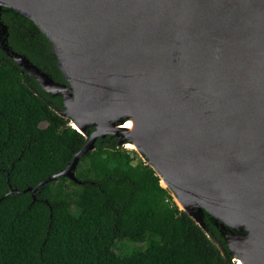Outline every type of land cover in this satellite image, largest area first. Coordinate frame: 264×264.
I'll use <instances>...</instances> for the list:
<instances>
[{
  "label": "water",
  "instance_id": "water-1",
  "mask_svg": "<svg viewBox=\"0 0 264 264\" xmlns=\"http://www.w3.org/2000/svg\"><path fill=\"white\" fill-rule=\"evenodd\" d=\"M3 10L45 36L65 83L12 52L1 22L0 49L87 138L65 170L10 194L80 185L79 158L115 137L179 211L205 231L213 220L235 264H264V0H0Z\"/></svg>",
  "mask_w": 264,
  "mask_h": 264
},
{
  "label": "trees",
  "instance_id": "trees-1",
  "mask_svg": "<svg viewBox=\"0 0 264 264\" xmlns=\"http://www.w3.org/2000/svg\"><path fill=\"white\" fill-rule=\"evenodd\" d=\"M0 22L12 52L65 83L31 21L3 10ZM63 110L0 49V264H235L213 220L204 215L205 231L179 211L155 172L115 137L79 158L80 185L61 177L34 194H10L62 172L85 146ZM118 242L140 248L124 253Z\"/></svg>",
  "mask_w": 264,
  "mask_h": 264
},
{
  "label": "bare ground",
  "instance_id": "bare-ground-1",
  "mask_svg": "<svg viewBox=\"0 0 264 264\" xmlns=\"http://www.w3.org/2000/svg\"><path fill=\"white\" fill-rule=\"evenodd\" d=\"M124 129H127L128 131H130L131 133H135L137 131V128L135 126V121L133 120H129L126 123H124V125L122 126ZM126 149L128 150H135V146L134 145H126L125 146ZM161 186L164 187L165 184L164 182H161ZM180 206V205H179ZM238 264H242V263H238Z\"/></svg>",
  "mask_w": 264,
  "mask_h": 264
},
{
  "label": "rangeland",
  "instance_id": "rangeland-1",
  "mask_svg": "<svg viewBox=\"0 0 264 264\" xmlns=\"http://www.w3.org/2000/svg\"><path fill=\"white\" fill-rule=\"evenodd\" d=\"M123 148L126 149L125 147H123ZM126 150H128V149H126ZM128 151H132V150H128ZM141 161H142V159H141ZM76 213H77V211H74V214H76ZM116 245H118L117 248L120 249L121 251L124 252L126 250L124 253H128V252L132 251L133 249L140 248L139 244H133V243H128V242H123V243L118 242Z\"/></svg>",
  "mask_w": 264,
  "mask_h": 264
}]
</instances>
